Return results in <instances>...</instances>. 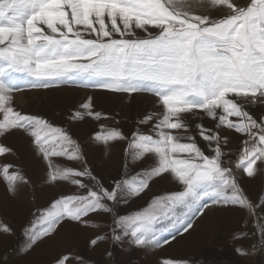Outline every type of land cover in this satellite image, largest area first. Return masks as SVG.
I'll return each mask as SVG.
<instances>
[{
    "label": "snow or ice",
    "instance_id": "1",
    "mask_svg": "<svg viewBox=\"0 0 264 264\" xmlns=\"http://www.w3.org/2000/svg\"><path fill=\"white\" fill-rule=\"evenodd\" d=\"M21 84L29 89L79 84L154 95L162 111L139 121L147 125L155 120L151 132L138 128L128 138L118 128L100 125L89 138L106 150L113 142L128 140L127 161L139 163L151 155L153 163L125 173L111 187L87 167L56 165L52 157L81 159V145L68 129L14 110V93L21 91ZM0 112V137L13 130L29 134L48 162V182L71 179L88 189L85 195L61 196L37 209L42 227L28 232L29 246L66 218L87 224L82 218L90 213L111 212L108 202L137 198L165 174L182 190L155 196L143 209L116 218L113 240L129 237L137 246L151 247L170 243L164 234L173 233L174 240L191 229L208 207L207 199L251 210L255 205L241 187L240 174L264 173V0H0ZM85 117L109 119L94 110L91 97L70 119ZM205 117L216 121L215 130L204 126ZM191 118L201 122L193 126ZM222 127L244 137L235 161L226 159L229 139L221 135ZM193 129L211 155L196 135H185ZM12 151L0 143V156ZM0 176L12 193L18 184L29 182L12 164L0 165ZM84 177L91 183L85 184ZM0 227L10 231L7 224ZM260 231L264 243V223ZM246 235L240 232L233 239ZM106 238L97 236L90 245ZM237 252L244 250L237 247ZM55 264L88 262L64 253ZM162 264L190 262L167 258Z\"/></svg>",
    "mask_w": 264,
    "mask_h": 264
},
{
    "label": "rangeland",
    "instance_id": "2",
    "mask_svg": "<svg viewBox=\"0 0 264 264\" xmlns=\"http://www.w3.org/2000/svg\"><path fill=\"white\" fill-rule=\"evenodd\" d=\"M211 15L216 17V10H212ZM32 91H38V94H31ZM89 97L94 110L109 119H70ZM157 101L158 98L150 93L130 95L86 89L79 84L55 85L49 89H29L21 84V91L14 93L13 107L22 114L39 115L56 127L68 129L81 145L83 157L79 160L52 157L53 162L76 170L87 167L106 187H111L113 180L147 167L153 163L154 157L148 155L141 162L132 163L126 160L128 140L113 142L106 150L103 144L89 138L100 130V125L118 128L128 138L138 128L151 132L155 120L147 125H141L139 121L150 112L162 111ZM2 118L3 113L0 112ZM191 119L193 126L201 122L198 118ZM202 122L205 127L215 130L216 121L205 117ZM219 131L229 139V144L224 146V151L229 153L226 159L237 160L244 137L226 127ZM185 135H196L199 146L211 155L207 142L196 134L195 129ZM0 143L13 150L11 154L0 156V165H14L29 181L18 184L17 190L12 193L0 176V224H7L10 228L5 232L0 227V264H55L58 256L64 253L81 257L88 264H162L167 258L188 260L190 264H264V243H261L260 231V224L264 223V208L260 207V200L264 198V173L253 177L240 174L241 187L255 205L252 214H249L248 208L215 205L207 199L208 207L195 217L193 227L176 235L174 240L171 239L173 233H165L170 243L159 247L137 246L129 237L121 241L111 237L114 221L119 216L143 209L155 196L182 190V186L168 174L162 179H154L151 190H146L137 198L119 204L108 202L113 208L111 212L98 210L83 217L87 224L66 218L54 232L41 236L29 246L28 232L33 229L39 231L42 227L37 209L48 207L61 196L85 195L88 189L73 184L71 179L48 182V162L36 151L33 138L25 131L13 130L0 137ZM80 179L85 184L91 183L87 177ZM240 232L247 235L233 239L234 234ZM97 236L107 238L91 246L90 241ZM237 247L244 252H237Z\"/></svg>",
    "mask_w": 264,
    "mask_h": 264
},
{
    "label": "bare ground",
    "instance_id": "3",
    "mask_svg": "<svg viewBox=\"0 0 264 264\" xmlns=\"http://www.w3.org/2000/svg\"><path fill=\"white\" fill-rule=\"evenodd\" d=\"M42 92L46 93V92H48V90L47 91H42ZM31 94H38V91H32ZM252 211H253V209L249 210V214H252Z\"/></svg>",
    "mask_w": 264,
    "mask_h": 264
}]
</instances>
